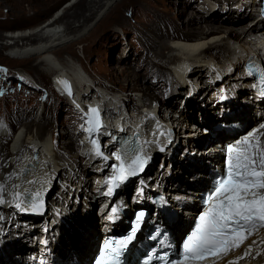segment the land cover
Segmentation results:
<instances>
[{
  "label": "bare ground",
  "instance_id": "1",
  "mask_svg": "<svg viewBox=\"0 0 264 264\" xmlns=\"http://www.w3.org/2000/svg\"><path fill=\"white\" fill-rule=\"evenodd\" d=\"M24 1L29 2L30 9L35 12H40L39 10L42 9L49 12L57 5L56 3L52 5L54 1L50 2V0ZM112 1L77 0L73 3L69 1L61 17H56V20L49 21L40 29L30 32L27 29V33H20L23 31L22 29L14 30V28L9 31L10 34L7 36L0 34V38L5 40L6 45L12 47L10 54L22 53L26 55L48 51L50 56L53 53L52 49L71 40V35L83 32L84 28H87L88 22L99 17L101 11L110 6ZM164 1L170 2L171 0ZM176 1L180 2V11L182 10V13L184 12L192 18L190 19L191 24L193 20L198 27L195 29L203 35V40L199 44L173 45L166 43L164 50L170 56L168 58L173 60V64L176 65L178 62H182L189 65L196 59H204V56H200L203 53L207 54L211 47L214 46L219 49V45L226 46L227 38H233L240 46L246 48V54L247 52L248 54H245L246 56L240 59L238 65L230 70H224L214 62L204 61L192 68L171 70L167 75L153 74L148 78L161 39L179 37L185 29L182 23L177 20L179 18L171 21L166 12L152 11L150 16L154 17L153 22L140 34L143 49L137 52L139 53L137 63L134 64L135 60L131 55V51L127 47H123L118 64L124 62V65H122L119 73L112 72L109 76V79L113 77L115 80H123L127 86H133L135 90L140 91L142 98L147 101L149 107L153 104L151 102H163L164 104L166 102L167 105L164 111H160L155 119L147 122L138 121L134 117V111L141 102L140 97L130 96L124 104L116 105L114 98L108 95L109 92H107V90H111V87L106 86L107 84L102 83L100 80L91 79L90 81V78L85 80V73H88L86 72L87 68H83L85 72L83 76L76 75L72 78V76L62 75L61 77L71 82L77 96V102L89 103L84 106L85 110L92 106L91 108L94 109L99 120V114L101 115L104 123L102 126L104 127L103 132H105L102 135L106 136L107 132L111 134L106 137V151L113 148L117 154L118 145L113 144L111 138L118 134H122L121 137L127 135V138H123V140H126L127 146L132 143L141 145L149 133L160 128L163 124L162 130L171 131L169 139L162 137V144L154 145V148H157L156 157H150L149 149L142 146V151L149 155L148 164L152 159V165L147 168L148 170L143 179L150 190H156L166 195H174L175 190L178 188L185 191L193 190L194 184L203 185L205 182L206 179L201 168L206 164L208 158L201 153L202 148L200 149L199 146L204 143L206 137L202 133V129H207L208 125L214 120L221 119L223 109L233 113L234 117L249 123L256 119L260 121L264 119V95L258 93L260 90V84L257 83L258 79L248 74L247 68L248 63L256 64L260 68L262 67L261 69L264 72L263 39L261 36L254 34L253 27L250 31L247 30L248 23L254 20V14L258 10L257 0H219L217 4H213L212 0ZM195 12H199V14L197 15ZM58 13L60 12L58 11ZM87 13L89 14L87 15ZM11 27L9 26V28ZM254 27L260 30L261 24L256 22ZM28 41H37V43L33 47L25 45L24 49H18L19 43ZM122 44L124 43L122 42ZM0 49H3V44ZM110 59L113 60L114 56L112 55ZM58 60L50 57L43 58V61L37 63L36 67L46 63L56 72L57 68H59L57 69L59 71L62 67L61 64V67L59 66ZM74 65H63L65 70H61L59 73L66 72V68L80 72L78 67ZM146 78H148L150 84L149 89L144 86ZM103 87H106L107 90L105 91ZM124 89H128V87H124ZM56 90L58 95H63L66 98L59 87ZM156 96L160 97L162 101H158ZM93 97H97L95 100L99 103L92 101ZM224 97L227 99L223 100ZM149 107L146 108L147 114L145 115L154 113L156 109L150 110ZM60 108L61 106L58 105L55 111H59L61 114L62 110ZM35 109L16 108L13 119L19 121L21 118L33 116ZM66 113L63 123L66 132H64L65 137H68L69 142H73L76 150L75 155L72 154L74 163L70 165V162H68L70 165L68 168L62 166V163H59L60 160L55 159L54 162L57 163L58 170L62 172L60 174L62 184H59L56 192L51 194L45 192L38 198L41 203H47L49 212L55 214L56 219L54 217L36 219L24 214L28 211V208L25 211L21 208V211H19V207L15 209L10 204L2 205L0 207V263L3 259L2 254L9 257L13 253L14 256H19V260L24 258L20 264H25L28 259L26 255L42 248L40 240L44 235L43 231L39 229L42 223L47 224L49 228L47 239L51 243L53 252L58 255L72 249H76L75 253H84L91 239L96 237L102 230L114 233L123 225L122 220H119L112 213L109 216V201L106 199L105 194L102 195L98 178H96L99 175L97 173L98 169L106 172V166H108L109 171L110 165L101 164L90 151L91 146L87 141L88 133L83 130L81 121L78 120V110L72 108L71 110L68 109ZM38 114L43 117V120L51 119L47 116L52 115L46 109L45 104L38 111ZM117 117L119 118L117 119ZM110 119H117L116 124H111ZM169 121H172V123H167ZM74 122L78 124L74 125ZM170 124L176 126L175 130L172 126L170 127ZM32 127L36 129L34 135ZM48 129L47 124L43 122H26L25 130L22 129L23 131L18 132L11 148L0 143V190L6 191L8 194L11 192L14 198L23 196L26 201L30 202L32 196L39 191H43L42 189L47 190L49 188L48 185H39L42 179L34 180L30 175V173L36 172L39 175H46L50 180L56 175L55 170L48 168L47 163L43 160H49V155H55V151L61 148L59 140L62 137L55 135L54 146L52 149H47L46 131ZM248 131H250L249 128ZM9 154L14 158L11 162L8 161L11 158ZM36 154L39 156H36ZM187 155L196 156L197 164H187L184 158ZM215 163L217 162L215 161ZM218 168L220 167L218 166ZM71 174L76 177L77 182H75V185L69 182ZM77 178L79 179L77 180ZM136 183V180H131L130 184L121 193L126 205L130 204L126 196L128 194L133 195ZM205 188H201L197 194H200ZM29 190L33 193L28 194ZM137 200L142 203V196H139ZM58 214L65 225L57 217ZM17 219H21L19 231L14 232L11 228L18 224ZM181 226L182 222L178 227ZM58 228H63L62 232H59ZM88 229H91V233H88ZM11 231L13 232L11 233ZM51 236H54V241L50 239ZM105 236L106 234H103L102 238ZM255 264H260V262L258 261Z\"/></svg>",
  "mask_w": 264,
  "mask_h": 264
},
{
  "label": "rangeland",
  "instance_id": "2",
  "mask_svg": "<svg viewBox=\"0 0 264 264\" xmlns=\"http://www.w3.org/2000/svg\"><path fill=\"white\" fill-rule=\"evenodd\" d=\"M69 1L73 3L77 0H50V2H53L52 5L54 3L57 4L53 10L47 12L42 9L39 10L40 12H35L30 9L29 2H23V0H0V34L7 36L10 34L9 31L14 28V30L22 29L23 31L20 33H27L28 31L30 32L40 29L43 25L49 23V21L53 19L56 20V17L58 16L61 17L63 11L65 10L66 4ZM170 2H165L164 0H113L110 6L105 7L101 11L99 17L88 22V26L87 28H84L85 30L83 32L76 35H71V40L66 41L65 43H62L61 45L52 49L53 53H51L50 56L48 51L35 52L33 54L26 55H23L22 53L10 54L12 47L6 45L5 40L0 38V47L3 44V49H0V143L6 145L8 148H11L18 132L23 131L22 129L25 130L26 122H43L47 124L49 127V129L46 131L47 149H52L54 146L56 141L55 135L62 137L59 140V142H61V148L55 151V155H49V160H43L45 163H47L48 168H51L56 172V175L50 181L52 185H48L49 188L47 190L39 191L37 194L32 196L31 199L40 197L43 192H49L50 194L54 193L59 188V184H62L60 180V174L62 172L58 170L57 163L54 162L55 159L60 160L59 163H62V166H66L68 168L74 163L72 154L74 156L76 150L73 142H69L68 137H65L66 127L63 125V123L65 121L64 118L67 114L66 112H68V109L71 110L72 108H76H74V105L70 103L68 99L64 98L63 95H58L56 93L57 87H55V81L58 77L57 75L61 70H65L63 65L75 64L74 66H77L80 72L66 68V72L59 75L60 78L62 75L69 77L72 76V78L76 75L83 76V73H85L83 68H87L86 72L88 73H85V80H88V78H90V81L91 79L95 81L100 80L102 83H106V86L111 87L110 91H108L106 87H103V89L105 91L107 90V92H109L108 95L114 98L116 105L124 104L129 100L128 98L130 96L140 97L141 102L139 106L137 105L134 111V117L137 118L138 121L140 120L142 122H147L148 120L155 119L159 115L160 111H164L167 105L166 102L165 104L163 102H151L153 105L155 104V106L149 107L147 106V101L142 98L140 91L135 90L133 86H127L126 82L123 80H115L113 77L112 79H109V76L112 72L119 73L120 69H122V65H124V62L118 64V60L120 58L119 55H121L120 52L122 51L123 47H127V49L131 51V55L135 60L134 64L137 63V60L139 59V53L137 52L143 49V42H141L140 34H142V31L146 29L147 26L151 24V22H153L152 20H154V17L150 16L152 11L166 12L169 15V19L171 21H173L175 18H179L177 20L182 23L185 29L183 30V34L179 37H166L161 39L159 43V49L155 52L157 55L155 54L154 65L152 70H150L151 73H149L148 78L153 76V74L167 75V73L169 74L171 70L192 68L193 66L204 61L214 62L220 68H223L224 70H230L238 65L240 59L243 56L248 54V52L246 54V48L240 46V44L237 43L233 38H227L226 46L219 45V49H216L214 46L211 47L207 54L203 53V55L200 56H204V59H196V61L189 63V65L182 62H178L176 65L173 64V60L168 58L170 56L167 55L164 50V45L166 43L173 45L194 43L199 44L203 40V35L198 33L199 31L195 29L198 27L193 22V20L191 24L190 19L192 18L186 13H182V10L180 11V2L176 0H171ZM212 2L213 4H217L219 0H212ZM18 4H20L21 7H19L20 5L17 6ZM58 11L60 13L57 14ZM195 13L197 15L199 14V12ZM88 14L89 13H87V15ZM9 26L12 27L9 28ZM122 42L124 44H122ZM35 43H37V41L19 43L18 49H24L25 45L33 47ZM112 55L114 56L113 60L110 59ZM48 57L59 59V66L60 64L62 66H60L61 69L59 71H57V69H59L57 68L56 72H54L46 63L36 67V64L40 61H43V58ZM130 64L132 65L133 63ZM148 78L145 79L144 83V86L147 87V89L150 88ZM124 87H128V89H124ZM72 91L73 94L76 95L73 88ZM96 98L97 97H93L91 100L99 103V101L95 100ZM157 100L162 101L160 97H157ZM44 104L46 105V109L52 114L47 116V118L51 117V119H45L47 121L43 120V117L39 116L38 114V111L44 107ZM80 104L81 103L77 101L75 102L76 106H79ZM58 105L61 106V114L59 111H55ZM20 107L25 109L36 108L34 112L35 114L33 116L21 118L19 121L18 119H13V115H15V109ZM99 107L101 106L99 105ZM147 107H149L150 110L154 108L156 109L154 113L145 115L147 114ZM78 114L80 116L82 115V112L78 110ZM99 116L101 125L103 126L104 123L102 121V117L100 114ZM118 118L119 117H117V119ZM117 119H110L109 122L114 125L116 124ZM78 120H80L79 117ZM167 123H172V121ZM76 124L78 123H75L74 125ZM162 126L160 127L161 129ZM171 126L175 130L176 126L170 124V127ZM156 130H153L151 133H149L142 143L143 147L149 149L151 153L150 157L152 158L156 157L157 148H154V144L152 142L147 143L146 141H149L148 139L156 134ZM32 131L34 135L36 129L32 127ZM36 156L39 155L36 154ZM10 157H12V155H10ZM13 160L14 159L9 158L8 161L11 162ZM68 162H70V165ZM151 165L152 159L149 161L148 167ZM161 168H163V166H161ZM30 175H32L34 180L50 179L46 175H39V173L36 172L30 173ZM78 179L79 178H77V180ZM69 182H72V185H75V182H77L76 177L71 174ZM26 202L28 201H26L23 196H20L17 199L12 196L11 192L8 194L6 191L0 190V207L4 204H10L14 206L15 209L16 207H19V211H21V208H23L25 211L23 203ZM25 214L27 215L26 212ZM52 217L56 219V216L53 213H49L46 216L47 219ZM17 221L18 224L12 226L11 228L14 232L19 231V223L21 222V219H17ZM62 230L63 228H58L59 232H62ZM88 230L90 231H88V233H91V229ZM13 231H11V233ZM50 239L54 241V236H51Z\"/></svg>",
  "mask_w": 264,
  "mask_h": 264
},
{
  "label": "water",
  "instance_id": "3",
  "mask_svg": "<svg viewBox=\"0 0 264 264\" xmlns=\"http://www.w3.org/2000/svg\"><path fill=\"white\" fill-rule=\"evenodd\" d=\"M152 107H154V105L152 104ZM11 159H14L13 156L11 157ZM25 182V181H24Z\"/></svg>",
  "mask_w": 264,
  "mask_h": 264
}]
</instances>
